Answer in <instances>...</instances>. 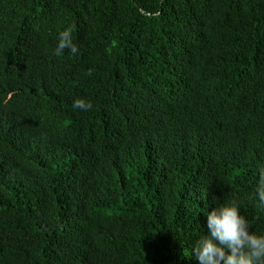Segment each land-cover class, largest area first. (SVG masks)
<instances>
[{
	"label": "trees",
	"instance_id": "trees-1",
	"mask_svg": "<svg viewBox=\"0 0 264 264\" xmlns=\"http://www.w3.org/2000/svg\"><path fill=\"white\" fill-rule=\"evenodd\" d=\"M262 170L264 0H0V264H198Z\"/></svg>",
	"mask_w": 264,
	"mask_h": 264
},
{
	"label": "clouds",
	"instance_id": "clouds-1",
	"mask_svg": "<svg viewBox=\"0 0 264 264\" xmlns=\"http://www.w3.org/2000/svg\"><path fill=\"white\" fill-rule=\"evenodd\" d=\"M53 54L57 57L67 50L77 54L71 30L58 32ZM73 109L88 111L90 102L74 99ZM253 199L264 206V170L259 174L253 188ZM206 231L195 240L191 247V257L198 264H264V234L251 230V224L241 214L234 201L217 204L207 212Z\"/></svg>",
	"mask_w": 264,
	"mask_h": 264
}]
</instances>
